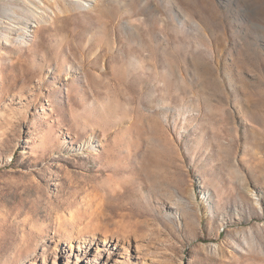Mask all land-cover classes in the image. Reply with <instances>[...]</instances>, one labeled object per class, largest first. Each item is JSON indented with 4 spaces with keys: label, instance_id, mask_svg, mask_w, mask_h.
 Wrapping results in <instances>:
<instances>
[{
    "label": "rangeland",
    "instance_id": "rangeland-1",
    "mask_svg": "<svg viewBox=\"0 0 264 264\" xmlns=\"http://www.w3.org/2000/svg\"><path fill=\"white\" fill-rule=\"evenodd\" d=\"M32 260L264 264V0H0V264Z\"/></svg>",
    "mask_w": 264,
    "mask_h": 264
},
{
    "label": "bare ground",
    "instance_id": "bare-ground-1",
    "mask_svg": "<svg viewBox=\"0 0 264 264\" xmlns=\"http://www.w3.org/2000/svg\"><path fill=\"white\" fill-rule=\"evenodd\" d=\"M123 216H126V215L123 214ZM56 232H57V235H59L58 239H63L64 241L67 242V246H68V249L70 251H73V249H74L77 251V253L81 252L82 255L87 253V251L89 250V248L91 247L92 244H97L95 242H92L94 240L93 236H91L92 234H90V237H92V238H89V239L88 238H81L80 241H76L75 238H73L74 234L72 231L70 233H64L63 234L62 232H59V230L57 229ZM115 239L118 240V238H115ZM106 242L108 244L110 242V240L107 239V237H105L104 244ZM97 248H98V246H97ZM34 262H35V260H32V264ZM122 264H125V262H122Z\"/></svg>",
    "mask_w": 264,
    "mask_h": 264
}]
</instances>
